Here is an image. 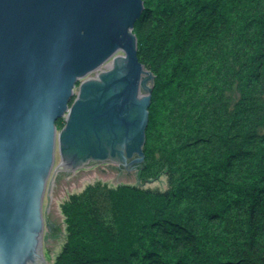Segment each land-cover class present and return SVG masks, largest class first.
Listing matches in <instances>:
<instances>
[{
	"label": "trees",
	"instance_id": "1",
	"mask_svg": "<svg viewBox=\"0 0 264 264\" xmlns=\"http://www.w3.org/2000/svg\"><path fill=\"white\" fill-rule=\"evenodd\" d=\"M155 76L141 183L62 207L55 264H264V0H151L135 24Z\"/></svg>",
	"mask_w": 264,
	"mask_h": 264
},
{
	"label": "water",
	"instance_id": "2",
	"mask_svg": "<svg viewBox=\"0 0 264 264\" xmlns=\"http://www.w3.org/2000/svg\"><path fill=\"white\" fill-rule=\"evenodd\" d=\"M144 10V0H0V264H53L63 236L54 201L71 189H167L165 176L139 179L155 87L133 34ZM133 135L127 154L109 146ZM98 163L109 164L74 173Z\"/></svg>",
	"mask_w": 264,
	"mask_h": 264
},
{
	"label": "rangeland",
	"instance_id": "3",
	"mask_svg": "<svg viewBox=\"0 0 264 264\" xmlns=\"http://www.w3.org/2000/svg\"><path fill=\"white\" fill-rule=\"evenodd\" d=\"M150 1L151 0H144V5L146 7V4H150ZM134 30H135V27H134ZM133 30V34L137 37V46H139V41H138V36L136 35L135 31ZM138 49V48H137ZM118 55H125L124 53H122L121 51L116 53L114 55V57H112L108 62H106L104 65L108 64L109 62L113 61L115 59L116 56ZM104 65H102L101 67H103ZM100 67V68H101ZM146 68V66H145ZM147 69V68H146ZM148 70V69H147ZM88 77V76H87ZM86 77V78H87ZM85 78H82L80 80V82L77 84L76 86V89L78 86L81 85V81L84 80ZM75 89V96L72 100V102L70 103V107L72 106V104L74 103L75 99H76V95H77V90ZM66 126V121L64 119H61L58 121L57 123V130H58V134L60 132V130H62L64 127ZM56 154H55V164L53 166V169L51 171V174H50V177H49V180L47 182V185H46V188H45V193H44V199H43V211H44V219H45V215H46V209H47V206H48V190H49V185H50V182H51V179H52V176H53V173L56 169V167L59 165V163L62 161L61 159V156H60V153H59V146H58V140H57V145H56ZM109 163H98V164H94L92 166H88V167H83V168H79L77 170L74 171V173H77L78 171L80 170H91V169H94L96 168L98 165H107ZM105 184V183H103ZM143 184V183H142ZM89 185L91 184H87V185H84V186H80V187H77V188H74V189H71L67 192H65L64 194H62L61 196H59L55 201H54V204H55V207L57 209V212H58V215L60 216V218L62 219V229H63V236H62V240H61V244H60V247L58 249V252L55 256V259L53 261V264L56 263L57 261V258L58 256L62 253L63 251V248L65 246V244L67 243V239H68V232H67V224H66V218L62 212V207L63 205L68 202L69 198L71 195L73 194H78V193H81L82 191L85 190V188H87ZM119 186H124L122 184H120Z\"/></svg>",
	"mask_w": 264,
	"mask_h": 264
},
{
	"label": "flooded vegetation",
	"instance_id": "4",
	"mask_svg": "<svg viewBox=\"0 0 264 264\" xmlns=\"http://www.w3.org/2000/svg\"><path fill=\"white\" fill-rule=\"evenodd\" d=\"M143 91V90H142ZM78 98V97H77ZM77 100V99H76ZM75 100V101H76ZM74 101V103H75ZM73 103V104H74ZM72 104V106H73ZM65 120V119H64ZM66 121V120H65ZM119 138H122V135H120ZM118 138V139H119ZM137 143H136V135H133L132 136V139L131 141H128L126 139H123L122 141L121 140H115V136L111 138V141L109 143V146L113 149H117V148H120L122 150V154H123V151L125 150V153L127 154L126 152V149L128 147H130L131 149H134L136 147ZM113 153V152H112ZM115 154H118V152H115ZM137 156H139L138 154H136ZM135 157V156H134ZM134 157L132 159H129L128 160V163H130L131 165L134 164ZM131 161V162H130Z\"/></svg>",
	"mask_w": 264,
	"mask_h": 264
}]
</instances>
